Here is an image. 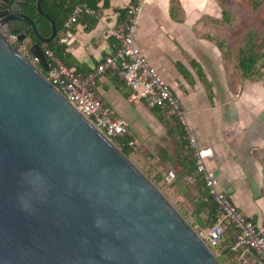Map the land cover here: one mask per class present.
<instances>
[{
	"label": "water",
	"instance_id": "1",
	"mask_svg": "<svg viewBox=\"0 0 264 264\" xmlns=\"http://www.w3.org/2000/svg\"><path fill=\"white\" fill-rule=\"evenodd\" d=\"M42 1L36 9L50 22L49 37L26 14V0H0V264H221L150 179L46 79L39 43L52 42L57 29ZM31 33L37 42L29 43Z\"/></svg>",
	"mask_w": 264,
	"mask_h": 264
},
{
	"label": "crops",
	"instance_id": "2",
	"mask_svg": "<svg viewBox=\"0 0 264 264\" xmlns=\"http://www.w3.org/2000/svg\"><path fill=\"white\" fill-rule=\"evenodd\" d=\"M131 1L118 0L117 6L124 9ZM171 2H175L177 5L172 6ZM144 5L146 6L144 14L141 16L140 12L139 15L141 19L140 38L142 43L146 45L148 52H150V48L154 49L156 44L159 53L163 56L166 55V58H168L167 52L169 50L174 55H177L176 52H178V59L173 62V65L176 63L185 68L183 70L186 75L180 71L184 78L181 75L180 77L173 76L171 85H167L173 95L180 101L182 100V107L188 113L186 121L197 145L200 148L207 147L212 150L213 155L207 160V168L215 173L219 181V190L230 199L238 212L248 218L264 235V173L261 162L263 159L261 151L264 150V119L256 120V116L262 114L263 110L262 107L257 106L259 101L248 103L252 92L244 90L239 96L238 102L229 103L228 95L225 94L224 105L221 101L219 103L213 101V92L209 96L212 97L210 101L204 90L202 95L209 100L206 107L208 121H214L208 125V133L207 130L205 134L202 132V124L195 117L196 111L199 109L194 90L197 83L201 84L202 81L199 79L194 66H199L205 79L211 82V78L206 72L205 62L209 56H213L212 52L215 53V59L211 61L217 60V64L222 61L217 59L218 49L210 45L211 48L207 49L208 45L201 42L203 39H200L198 32L200 20L220 18L221 9L217 0H145ZM172 14L182 21L173 20ZM146 19L150 24L149 26L146 25ZM96 20L95 25L90 29L86 28V21H79L74 26L73 33L67 32L71 34V37L67 39L66 43H62L66 46L65 50L70 57L69 61L73 63L81 76L89 73L103 58L112 55L114 51L112 47L113 38L107 37V33L120 24L118 14L112 9H104L97 14ZM142 28L145 30V37H143ZM152 35H155L157 39L153 40ZM64 36H59V39ZM139 50L143 55L146 54L143 48L140 47ZM149 63L158 69V66L151 60ZM187 82L190 83V86ZM189 88L191 89L190 92ZM95 92L102 104L110 108L114 117L120 118L128 124L134 142L136 135L142 136L141 150L146 148V141L150 143L149 148H151L154 144L159 147V144L152 142L154 138L166 140L164 134L167 128L163 130L157 118L159 114L153 113L144 103L130 102L128 100L130 89L115 72L109 71L98 78ZM251 99L254 100L253 97ZM245 103H248L247 107L243 106ZM141 106L154 115L149 119L148 128L136 125V121L144 113L139 108ZM232 115L235 116L234 121H230ZM244 116L251 117L246 119ZM165 145L158 148L161 151V157H156L160 165L158 170L163 178L167 171L173 170L177 178L172 184H166L163 181L160 184L167 186V195L172 198L176 197L175 201H184L187 199L185 182L189 183L188 180L193 179L184 175V170L188 169L186 167L187 161L184 159L185 154L182 155L180 151L175 150L168 141H165ZM135 149L137 152L141 151L138 147ZM133 160L144 170L150 167L147 159L138 153L133 155ZM151 163L155 165L157 162L152 161ZM163 164L164 166H162ZM196 182L189 184L197 186ZM194 195L196 193L192 194L191 199L193 200L196 198ZM186 210L191 222L194 223V218L191 216L192 207H186ZM202 216L205 218V215L202 214ZM194 228L198 229L196 226ZM227 241L228 236L226 237L225 232L223 243ZM242 250L244 251L239 256L221 257V259L224 264H255V257L251 254H247L246 257L247 252L245 249Z\"/></svg>",
	"mask_w": 264,
	"mask_h": 264
},
{
	"label": "built area",
	"instance_id": "3",
	"mask_svg": "<svg viewBox=\"0 0 264 264\" xmlns=\"http://www.w3.org/2000/svg\"><path fill=\"white\" fill-rule=\"evenodd\" d=\"M145 0H137L128 4L127 19L116 25L107 33L113 38V54L106 56L89 73L78 74L73 67L64 65L45 46L42 51L47 59L48 70L46 79L63 95V97L108 140L124 136L128 133V124L114 117L110 108L103 105L95 92L96 81L109 71L115 72L130 89L128 100L132 103H144L149 109H166L183 126L181 139L191 150L196 160V173L201 177L212 201L217 205L221 218L206 229H196L198 237L212 251L216 250L222 240L225 225L235 230L232 251L250 249L256 256L257 264H264V235L256 226L234 207L230 199L219 190V181L213 171L207 168V160L213 153L210 148L199 147L192 136L185 111L169 86L157 74L154 67L136 47L137 24ZM91 13L85 6H77L66 22L70 27L76 22L78 15ZM7 42L18 52L26 56L24 47L17 41L16 35L6 28L2 30ZM36 64L35 58H30ZM176 178L173 170L167 171L164 182L171 184ZM193 183V179L188 180Z\"/></svg>",
	"mask_w": 264,
	"mask_h": 264
},
{
	"label": "trees",
	"instance_id": "4",
	"mask_svg": "<svg viewBox=\"0 0 264 264\" xmlns=\"http://www.w3.org/2000/svg\"><path fill=\"white\" fill-rule=\"evenodd\" d=\"M136 1L137 0H132L131 5L135 4ZM237 1L242 7L249 10L256 19L264 21V0ZM36 2L37 0H26V14L34 21L40 35L43 37H49L51 34L50 22L37 12ZM217 2L221 9V16L219 19L209 20L222 26L236 28L237 30L241 29L243 33L242 35H240V41L234 42L232 48H230L226 44L225 39L222 40L211 35H206L205 39L214 44V46L219 50L222 56V60H224V62L226 63H230L232 71L241 80L258 82L261 79H264V32L256 31L252 27L243 30V26L241 24L242 22L237 21L235 12L227 6L226 0H217ZM117 3L118 0H43L41 2V9L54 22L57 29V37L52 42L46 45L47 49L53 52V54L64 65L75 67L73 63L69 61L70 57L68 56V54H66V46L60 42L59 36H64L67 32L73 33V28L79 21H86V28H92L97 21V14L104 9H112L118 14V22H125L127 19L128 9L126 7H124V9L118 8ZM171 4L172 6L177 5L175 2H171ZM77 6H85L86 8L91 10V13H82L78 15L76 18V22L72 26L67 27L66 22L71 17L74 9ZM172 17V19L175 21H182L181 19L175 18L173 14ZM199 24L200 22H198V25ZM29 39V43L37 42L32 33L30 34ZM39 44L42 48L44 47V44ZM194 67H196L195 69L197 75L199 76V79L203 82V84H206V81L204 79L205 76L201 68L199 66ZM75 69L77 73H79L76 67ZM182 73L183 75H186V72L184 70ZM151 111L155 114L158 113L166 115L168 119L173 120L174 126L170 125V130L176 131L177 134H182L183 127H181L180 124V126L178 125L175 117H173L168 110L156 108L151 109ZM176 141L181 151H183V149H187L186 143L183 140L178 139ZM113 142L126 156L134 155L137 152L135 149L136 146L133 136L131 135L129 130L128 133L124 136L114 138ZM261 155L263 158L261 162L264 173V150L261 151ZM158 157L161 156L159 155ZM184 159H186V167H188V169H185L183 166V168L185 169L184 175L189 176V178L192 177L194 179V182L197 181V186H191V184L189 185L187 182H185L184 185L185 196L187 198L189 196L188 193L190 192V190H193L196 193V195H194L196 197L194 200L189 199L192 205L191 216L194 218V223H192V226H196L198 227V229L209 228L221 218V213L219 212L217 205L209 196L206 188L204 187L201 177L196 173V160L193 154L190 155L189 153H187L184 156ZM162 166H164V164ZM159 167L160 165L157 160V163L155 165H152L147 170H145L147 172L148 178L158 183L162 181L164 182V178L163 176H161V173L158 170ZM175 180L173 182H175ZM202 214L205 215V218L202 216ZM225 232L226 237L228 236V241L226 243L224 242V244L222 240L220 246L213 251L214 253H216L219 250L218 260L221 262V264H224L221 257L232 258L235 257V255L239 256L244 251L242 249L236 252L232 251V242L235 237V230L232 227L225 225L224 235ZM245 251L247 252L245 256L247 254H251L253 257H255V264H257L254 252L250 249H245Z\"/></svg>",
	"mask_w": 264,
	"mask_h": 264
},
{
	"label": "rangeland",
	"instance_id": "5",
	"mask_svg": "<svg viewBox=\"0 0 264 264\" xmlns=\"http://www.w3.org/2000/svg\"><path fill=\"white\" fill-rule=\"evenodd\" d=\"M226 4L230 9H232L235 12V16L237 17V21L242 22L241 24L243 26V30H245L249 27H252L256 31L264 32V21L256 19L253 16V14L249 10L242 7L238 3L237 0H226ZM145 8H146V6L143 5V7L141 9V16L144 14ZM140 20L141 19L139 18L135 45L138 49H140V47H141L145 50L146 54H144V56L146 55L145 57H146L148 63H149V60H151L153 63H155L158 66V69H156L154 67L157 74L168 85H171V83H172L171 79L173 78V76L174 77H177V76L180 77V75H181L184 78V76L180 73V70L183 72L182 69H185V68L181 67L180 65H178L176 63L173 65V62L176 61V59H178L177 58L178 52H176L177 55H174L169 50L167 52L168 58H166V55L163 56L159 53V51L156 47L157 44H156V46H154V49L150 48L151 50H150V52H148L146 45L142 43V40L140 38V36H141ZM145 22H146L147 26L150 25L148 23L147 19L145 20ZM199 22H200V24L198 25L199 37H200V39H203L202 41L201 40L200 41L204 42V44L208 45L207 49L211 48V47H209V45L214 46V44L205 39L206 35H211V36H214V37L222 39V40L225 39L226 44L230 48H232L233 47L232 45L234 44V42L240 41V35H242V33H243V31H241V29L237 30L236 28H230L227 26H222V25H220L218 23H214L213 21L208 20V19L207 20H200ZM142 30H143V32H142L143 37H145V30L143 28H142ZM152 37H153V40L157 39V37L155 35H152ZM25 44H27V43H25ZM165 44L167 45V43H165ZM214 54L215 53L212 52L213 56H209V59L207 60V62H205L206 72H207V75L210 76L211 82L208 81L207 79H205V77H204L206 84H203V82L201 84H199V82H198L197 87L194 90V92L196 93L197 100H198L197 103H198V109H199L198 111H196L197 114H195V117H196V119H198V122L200 124H202V128H201L202 132H204V134H205V132L207 130V133H208V128H209L208 125L210 123H214V121H208V117H207L208 112L206 111L208 101L210 99H212V97H209L212 92H213L212 94L214 97L213 101L215 103L216 102L219 103V101H221L224 105H225V101H226L225 97H224L225 94L228 95V98H229L228 101H229V103H231V102H238L239 96L241 95V93H243L244 90H246L247 92H252L250 99H248L249 100L248 103L251 101H255V102L259 101L257 106L262 107L263 110H262V114L256 116V120L260 121V120L264 119V79H261L258 82L241 80L232 71L230 63H226V62H224V60H222V56H221L219 50L216 53L217 59H218V61H220V60H222V61H220V63H218V64H217V60H215L216 62L211 61V60L215 59ZM206 58H208V57H206ZM245 84H246L247 88L245 87ZM188 86H190V83H188ZM190 90L191 89L189 88V92H190ZM204 90L206 91V94H207L209 100H207V98L202 95ZM251 97H253L254 100H252ZM259 97H261V99H259ZM180 103L182 105V100L180 101ZM248 103L243 104V106L247 107ZM139 108L142 109L144 111V113H143L142 117L138 118V120L136 121V125H140L142 128H148L147 126L150 123L149 119H151L154 115L151 113V111L147 110L146 108H144L142 106ZM184 111H185V109H184ZM230 117L232 118V120H230V121H234L233 119L235 116L232 115ZM244 117L246 119H248L251 116H244ZM157 118H158V121L161 124L163 130L165 128H167L165 130V134L163 133L164 136L166 137L165 141L170 142V144L175 148V150L177 149L178 151H180V153L182 155L183 154L186 155L187 153H189L191 155L192 154L191 150L187 151V149H185V150L183 149V151H181L180 148L178 147V143L176 141L178 139L182 140L181 137L184 134V130H182V134L179 133L180 134L179 135V134H177L176 131L170 130V125L174 126L173 120L168 119L167 116L163 115V114L157 115ZM185 119L186 120L188 119V113L187 112H185ZM176 122L178 123V125L180 124L181 127H183L182 124L179 122V120L176 119ZM150 127H152V126H150ZM171 132H175V133H171ZM141 138H142L141 135L135 136V139H136L135 146L138 147L140 150H141V147H140ZM160 139L157 140L156 138H154L152 142L159 144V147L164 146L165 141H162V138H160ZM144 140H146V139H144ZM149 144L150 143L146 141V144H145L146 148L144 150H141L140 152H136V154L138 153V155H141L144 159H147L150 166H152L154 164L151 162L152 161L157 162L156 157H158L161 154L160 153L161 151H159L160 150V149H158L159 147L155 144H154V146L149 148V146H151ZM127 157L144 175L147 176V172L143 168H140L134 162L133 155H130ZM150 181L158 188V190L167 198V200L172 204V206L192 226V222H191L189 216L187 215L188 211L186 210V207H190V206L192 207L189 199L192 198V194H195V192L193 190H190V192L188 193L189 196L187 199H185L184 201H178L177 202V201H175L176 197L172 198L170 195H167V186H165L164 184H160L158 182H154L153 180H150ZM218 253L219 252L214 253V255L216 256L217 259H218Z\"/></svg>",
	"mask_w": 264,
	"mask_h": 264
}]
</instances>
